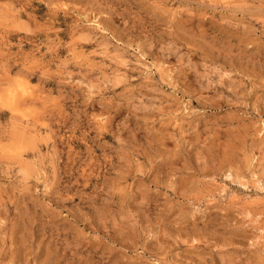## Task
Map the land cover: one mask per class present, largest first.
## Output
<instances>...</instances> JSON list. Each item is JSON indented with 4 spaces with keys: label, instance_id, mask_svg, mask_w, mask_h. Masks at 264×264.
Here are the masks:
<instances>
[{
    "label": "rangeland",
    "instance_id": "rangeland-1",
    "mask_svg": "<svg viewBox=\"0 0 264 264\" xmlns=\"http://www.w3.org/2000/svg\"><path fill=\"white\" fill-rule=\"evenodd\" d=\"M0 264H264V0H0Z\"/></svg>",
    "mask_w": 264,
    "mask_h": 264
}]
</instances>
